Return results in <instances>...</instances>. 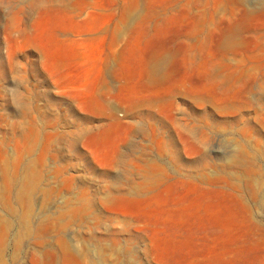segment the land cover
<instances>
[{
  "label": "rangeland",
  "instance_id": "374dc122",
  "mask_svg": "<svg viewBox=\"0 0 264 264\" xmlns=\"http://www.w3.org/2000/svg\"><path fill=\"white\" fill-rule=\"evenodd\" d=\"M0 264H264V0H0Z\"/></svg>",
  "mask_w": 264,
  "mask_h": 264
}]
</instances>
